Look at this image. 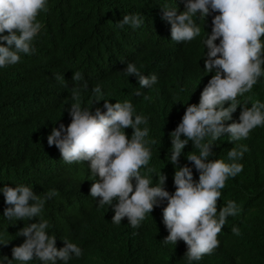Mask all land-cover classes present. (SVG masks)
I'll use <instances>...</instances> for the list:
<instances>
[{"label":"trees","instance_id":"1","mask_svg":"<svg viewBox=\"0 0 264 264\" xmlns=\"http://www.w3.org/2000/svg\"><path fill=\"white\" fill-rule=\"evenodd\" d=\"M165 6L183 11L184 0H47L48 11L37 17L42 28L32 41L34 52L21 53L17 64L0 67V188L23 184L42 199L50 189L58 192L45 201L41 217L48 221V234L56 236L57 248L67 238L82 249V255L73 254L67 264H189L182 240L176 245L163 241L168 235L162 215L166 201L146 214L138 228L127 218L116 225L111 220L112 206H100L98 198L90 196L89 162L65 163L58 148L47 143L53 127L71 122L68 109L75 102L71 92L76 86L72 75L79 71L88 82L87 89L79 88L82 108L106 111L104 100L95 101L93 96L99 84L102 99L113 104L129 101L134 115L147 118V124L140 127L149 130L145 139L155 140L149 145L152 155L147 166L153 171L142 168L141 173L153 185L163 173L166 190L174 193L170 133L188 104L199 103L201 91L214 74L204 69L207 48L203 41L211 34L212 18L218 13L205 20L197 13L193 19L200 35L177 43L171 39L170 23L162 18ZM125 14H139L144 22L137 29L120 28L117 24ZM135 50L143 56H134ZM128 62L147 76L155 74L157 82L141 88L134 75L124 73ZM56 74L64 76L63 83L55 79ZM137 91L142 95H136ZM145 95L150 99H144ZM237 99L249 107L256 100L264 103V76ZM240 110L238 106L232 120L225 123L238 122ZM132 132L130 127L125 129L129 139ZM213 143L209 159L229 163L227 153L232 147L243 144L248 148L238 161L242 172L228 178L217 202L218 211L228 200L235 201L240 211L227 217L218 234L219 247L191 264H264V126L254 128L246 139L230 142L225 134ZM192 153L199 155V150L189 141L179 162L192 167L193 178L198 180L199 173L187 159ZM6 207L0 192V243H6L0 244V260L4 256L12 259V248L26 239L17 232L39 220H9L3 215ZM233 226L240 235L232 233ZM27 264L43 262L34 257ZM57 264L65 262L58 260Z\"/></svg>","mask_w":264,"mask_h":264},{"label":"clouds","instance_id":"2","mask_svg":"<svg viewBox=\"0 0 264 264\" xmlns=\"http://www.w3.org/2000/svg\"><path fill=\"white\" fill-rule=\"evenodd\" d=\"M162 10V18L171 25V39L177 43L192 41L200 35L201 29L193 19L197 13L204 20L211 13H218L212 18L211 34L203 41L207 48L204 69L214 74L201 91L199 103L188 104L181 121L170 133V162L175 167L174 193L166 190L167 177L163 173L157 177L155 185L150 177L141 173L151 159L149 145L155 143V140L145 139L148 128L140 127L147 124V118L134 115L135 109L129 101L113 104L102 99L104 94L99 84L93 88V96L95 101L104 100L106 111L100 107L94 112L92 107L82 108L79 88L87 89L88 82L79 71H73L72 75L76 86L71 92L75 102L68 109L71 122L67 126L60 123L59 127H53L47 143L58 148L65 163L89 162L90 196L98 198L100 206H112L111 220L116 225L127 218L133 228H138L146 214L166 201L162 215L168 235L163 241L176 245L182 240L187 246L184 255L191 264L219 247L218 234L227 217L236 216L240 211L233 200H228L218 211L217 202L228 178L242 172L243 165L238 161L248 148L243 144L232 147L227 153L229 163L223 159H209L213 142L225 134L230 142L246 139L254 128L264 126V103L256 100L249 107L247 102L241 104L237 99L250 92L264 76V43L261 41L264 0H184L183 11L166 6ZM41 11H48L47 0H0V67L17 64L21 53L34 52L32 41L42 28L37 20ZM143 22L139 14H125L117 26L129 25L137 29ZM123 71L128 76L134 75L141 88H151L157 82L155 74H143L133 62H128ZM55 79L64 82L60 74H56ZM136 95L142 93L137 91ZM144 99L150 97L145 95ZM238 106L241 108L238 122L226 124L232 120ZM129 127L133 129L130 139L125 133ZM207 137L210 139L205 142ZM189 141L199 150V155H187L199 173L198 180L193 178L192 167L180 166L179 162ZM147 171L153 169L147 168ZM0 192L8 205L3 211L6 218L15 221L39 218L17 232L26 239L12 248L11 260L4 256L0 264L5 261L27 264L34 257L43 264H57L58 260L67 264L73 254L77 258L82 255V249L67 238L63 239L64 246L57 248L56 236L46 231L49 224L41 217V212L45 201L58 195L55 189H50L43 199L32 187L23 184L15 187L5 184ZM231 231L240 235L238 227L233 226Z\"/></svg>","mask_w":264,"mask_h":264},{"label":"rangeland","instance_id":"3","mask_svg":"<svg viewBox=\"0 0 264 264\" xmlns=\"http://www.w3.org/2000/svg\"><path fill=\"white\" fill-rule=\"evenodd\" d=\"M134 52H135L134 56H136V57H142L143 56V52H141V54H139L137 52V50H135Z\"/></svg>","mask_w":264,"mask_h":264}]
</instances>
